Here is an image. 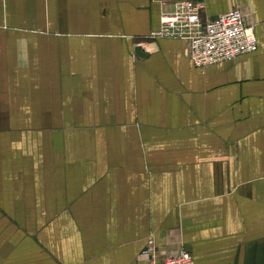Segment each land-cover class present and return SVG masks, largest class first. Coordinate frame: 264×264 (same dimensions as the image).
<instances>
[{
  "label": "crops",
  "instance_id": "1",
  "mask_svg": "<svg viewBox=\"0 0 264 264\" xmlns=\"http://www.w3.org/2000/svg\"><path fill=\"white\" fill-rule=\"evenodd\" d=\"M173 1L0 0V264H264V0H202L258 45L201 67Z\"/></svg>",
  "mask_w": 264,
  "mask_h": 264
},
{
  "label": "built area",
  "instance_id": "2",
  "mask_svg": "<svg viewBox=\"0 0 264 264\" xmlns=\"http://www.w3.org/2000/svg\"><path fill=\"white\" fill-rule=\"evenodd\" d=\"M204 8L202 0H174L172 8L162 12L160 26L150 32V37L185 40L191 60L199 67L233 61L257 49L254 27L247 23L239 4L212 18H203ZM134 264L196 262L193 252L182 242L171 249L150 236Z\"/></svg>",
  "mask_w": 264,
  "mask_h": 264
},
{
  "label": "water",
  "instance_id": "3",
  "mask_svg": "<svg viewBox=\"0 0 264 264\" xmlns=\"http://www.w3.org/2000/svg\"><path fill=\"white\" fill-rule=\"evenodd\" d=\"M136 52H137V54H139V55H141V56H145V55H147V54L143 51L141 45H138V46L136 47Z\"/></svg>",
  "mask_w": 264,
  "mask_h": 264
}]
</instances>
